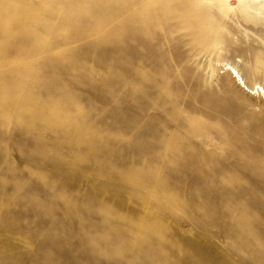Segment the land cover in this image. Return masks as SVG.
Returning a JSON list of instances; mask_svg holds the SVG:
<instances>
[{
	"label": "rangeland",
	"instance_id": "obj_1",
	"mask_svg": "<svg viewBox=\"0 0 264 264\" xmlns=\"http://www.w3.org/2000/svg\"><path fill=\"white\" fill-rule=\"evenodd\" d=\"M264 17L241 0H0V264H264Z\"/></svg>",
	"mask_w": 264,
	"mask_h": 264
},
{
	"label": "bare ground",
	"instance_id": "obj_2",
	"mask_svg": "<svg viewBox=\"0 0 264 264\" xmlns=\"http://www.w3.org/2000/svg\"><path fill=\"white\" fill-rule=\"evenodd\" d=\"M244 4V6L248 9V11L252 13H256L258 16L264 17V0H241ZM226 72L228 76L237 81L239 85L242 82V88H244L248 93H254L261 98H264V88L259 85L255 84L251 90H248L247 87L245 86V83L242 81L240 78V75L238 74V71H236V68H234L231 65L225 64Z\"/></svg>",
	"mask_w": 264,
	"mask_h": 264
}]
</instances>
